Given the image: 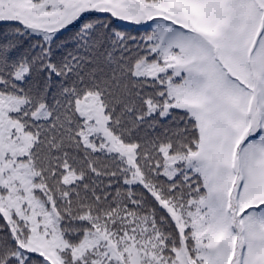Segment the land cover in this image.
<instances>
[{"label": "snow or ice", "instance_id": "snow-or-ice-1", "mask_svg": "<svg viewBox=\"0 0 264 264\" xmlns=\"http://www.w3.org/2000/svg\"><path fill=\"white\" fill-rule=\"evenodd\" d=\"M0 264H264V0H0Z\"/></svg>", "mask_w": 264, "mask_h": 264}]
</instances>
